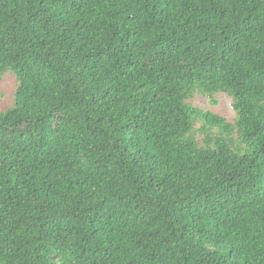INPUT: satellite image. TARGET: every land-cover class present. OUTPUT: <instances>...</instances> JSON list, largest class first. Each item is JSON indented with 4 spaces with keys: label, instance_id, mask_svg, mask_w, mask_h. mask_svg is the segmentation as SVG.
<instances>
[{
    "label": "trees",
    "instance_id": "1",
    "mask_svg": "<svg viewBox=\"0 0 264 264\" xmlns=\"http://www.w3.org/2000/svg\"><path fill=\"white\" fill-rule=\"evenodd\" d=\"M10 71L0 264H264V0H0Z\"/></svg>",
    "mask_w": 264,
    "mask_h": 264
},
{
    "label": "rangeland",
    "instance_id": "2",
    "mask_svg": "<svg viewBox=\"0 0 264 264\" xmlns=\"http://www.w3.org/2000/svg\"><path fill=\"white\" fill-rule=\"evenodd\" d=\"M17 78L13 72H7L2 77L0 82V111L8 108L14 101V93L16 91ZM217 103H211L208 97L197 94L193 103L197 106H201L205 109H210L224 117L230 122H233L237 116L236 111L233 108V99L226 93L216 94Z\"/></svg>",
    "mask_w": 264,
    "mask_h": 264
}]
</instances>
